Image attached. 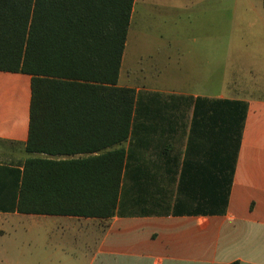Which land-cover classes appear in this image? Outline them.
<instances>
[{
  "label": "crops",
  "instance_id": "1",
  "mask_svg": "<svg viewBox=\"0 0 264 264\" xmlns=\"http://www.w3.org/2000/svg\"><path fill=\"white\" fill-rule=\"evenodd\" d=\"M191 47L200 57L183 70L168 60L141 69L146 84L118 82L137 97L121 199L105 218L16 210L32 76L0 70V264H264V96L249 62H235L226 92L209 84L224 81V45ZM126 53L119 78L136 74Z\"/></svg>",
  "mask_w": 264,
  "mask_h": 264
},
{
  "label": "trees",
  "instance_id": "2",
  "mask_svg": "<svg viewBox=\"0 0 264 264\" xmlns=\"http://www.w3.org/2000/svg\"><path fill=\"white\" fill-rule=\"evenodd\" d=\"M134 4L0 0V70L32 76L18 212L115 214L137 97L118 84Z\"/></svg>",
  "mask_w": 264,
  "mask_h": 264
},
{
  "label": "rangeland",
  "instance_id": "3",
  "mask_svg": "<svg viewBox=\"0 0 264 264\" xmlns=\"http://www.w3.org/2000/svg\"><path fill=\"white\" fill-rule=\"evenodd\" d=\"M129 28L125 64L136 74L120 77V82L146 84L152 77H137L141 69L148 74L155 64L168 60L183 70L185 60L200 57L194 47L191 52L184 50L187 44L222 43L224 81L209 84H218L226 92L235 62H249L254 96H264V0H139ZM187 79L165 77L163 82L180 87Z\"/></svg>",
  "mask_w": 264,
  "mask_h": 264
}]
</instances>
